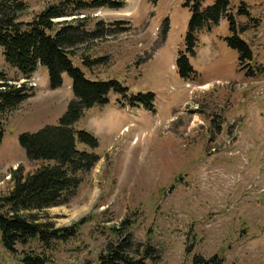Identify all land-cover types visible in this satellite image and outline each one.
Instances as JSON below:
<instances>
[{
  "label": "rangeland",
  "instance_id": "rangeland-1",
  "mask_svg": "<svg viewBox=\"0 0 264 264\" xmlns=\"http://www.w3.org/2000/svg\"><path fill=\"white\" fill-rule=\"evenodd\" d=\"M22 1L27 22L54 0ZM108 1L77 15L87 16L90 31L101 23L103 34L75 49L74 65L91 79L119 81L127 96L155 94V109L131 107L128 97L112 92L108 104L86 111L77 128L98 138L99 160L77 194L47 212L57 227L79 223L76 234L51 249L35 239L15 252L0 237V264H23L26 253L45 255L47 264H100L107 246L120 239L115 229L124 219L133 222L137 242L155 248L157 259L142 264H193L195 255L264 264V0H231L233 13L242 3L251 12L237 19L254 60L241 69L223 19L200 33L190 57L197 73L189 80L176 67L186 50L188 0ZM85 56L106 58L89 69ZM0 70L33 91L3 123L4 196L13 187V169L21 165L27 173L40 164L27 158L20 135L58 125L74 95L67 74L52 89L47 67L27 78L6 62L2 47Z\"/></svg>",
  "mask_w": 264,
  "mask_h": 264
},
{
  "label": "trees",
  "instance_id": "trees-1",
  "mask_svg": "<svg viewBox=\"0 0 264 264\" xmlns=\"http://www.w3.org/2000/svg\"><path fill=\"white\" fill-rule=\"evenodd\" d=\"M188 0L185 7L191 12L188 32L185 40L186 50L181 52L176 67L184 80L192 79L197 71L190 57L196 54L199 35L207 29L211 31L221 20L229 22L231 35L225 38L228 47L239 54V64L254 60V52L249 43L239 33L243 30L238 16L251 17L247 4L242 3L233 13L231 0ZM108 0H54L31 21H22L21 16L28 10V4L22 0H0V47L6 62L29 78L39 66L47 67L52 89L63 84V75L72 79L74 98L69 103L60 122L55 126H46L36 133H23L19 137L21 147L31 161L39 166L30 172L20 165L12 170L13 187L8 194L0 196V237L8 251H17V246L27 245L39 240L43 247L51 249L58 241L73 237L74 226L57 227L47 214L48 209L68 203L78 192L84 176L99 160L93 151L99 146V140L91 132L78 129L79 120L86 111L104 106L110 101L112 92L128 97L131 107L144 106L154 111L155 94L128 95L117 80H96L87 76L81 68L74 65L72 56L75 49L89 39H98L103 27L98 23L90 31L87 16H77L88 8H100ZM106 58V57H105ZM82 58L87 68L101 63L104 59ZM244 67V66H243ZM253 70H248L250 75ZM33 95L32 88L26 82L12 83L7 73L0 70V145L4 138L3 123L7 116L19 109ZM84 145L89 149H81ZM133 222L124 219L121 227L115 229L119 236L115 243L107 246L100 255V264H142L146 259H157L155 248L137 242L130 229ZM23 264H47L45 255L22 254ZM218 258L205 260L195 255L193 264H221Z\"/></svg>",
  "mask_w": 264,
  "mask_h": 264
}]
</instances>
